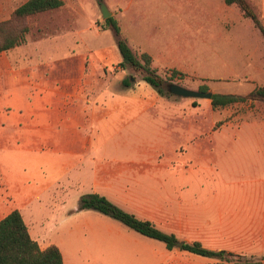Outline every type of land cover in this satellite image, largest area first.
Wrapping results in <instances>:
<instances>
[{"label":"crops","instance_id":"crops-1","mask_svg":"<svg viewBox=\"0 0 264 264\" xmlns=\"http://www.w3.org/2000/svg\"><path fill=\"white\" fill-rule=\"evenodd\" d=\"M61 1L50 11L74 12L60 28L0 53V220L18 210L39 247L56 245L63 264H182L181 247L79 210L82 196L98 193L179 243L235 225L264 255V118L228 122L214 154L215 133L203 138L208 121L191 98L161 96L144 81L122 86L129 71L98 14L104 4L131 49L159 71H207L222 56L216 65L227 80L255 73L249 90L225 93L238 95L264 84L253 21L224 0ZM257 10L264 26V0ZM106 149L123 154L107 158ZM217 169L227 174L214 177Z\"/></svg>","mask_w":264,"mask_h":264},{"label":"trees","instance_id":"trees-1","mask_svg":"<svg viewBox=\"0 0 264 264\" xmlns=\"http://www.w3.org/2000/svg\"><path fill=\"white\" fill-rule=\"evenodd\" d=\"M224 2L229 6H238L243 16L251 19L264 37V26L249 0H224ZM62 4L61 0H28L14 10L13 17L22 19L31 17L60 8ZM11 22L10 20L0 22V53L26 43L24 29L18 34H13L10 30ZM102 27L109 29L115 38L122 59L119 65L124 69H131L139 77L132 75L125 78L122 81L124 88L134 86L136 81H144L151 85L161 96H174L166 89V86L176 78L182 79L183 73L181 71L169 69L165 71V75L159 73L160 71L154 67L153 59L149 54L137 53L131 49L113 16L105 19ZM131 79L134 81L132 82ZM199 89L209 91L207 86H201ZM258 99L264 100V86H256L247 95L212 93L210 101L212 108L218 110L248 100ZM79 210L98 211L144 236L165 243L169 250L176 248L180 242L175 235L165 233L156 228L152 222L141 220L135 215L122 210L98 193H89L82 196ZM181 250L222 262H232L233 264H264V255L259 259L237 256L223 249L205 248L200 242H183ZM0 264H63V257L56 245L41 249L30 236L21 213L14 210L0 220Z\"/></svg>","mask_w":264,"mask_h":264},{"label":"rangeland","instance_id":"rangeland-1","mask_svg":"<svg viewBox=\"0 0 264 264\" xmlns=\"http://www.w3.org/2000/svg\"><path fill=\"white\" fill-rule=\"evenodd\" d=\"M23 1L24 0H0V22L9 21V20L12 21L10 24V30L12 31L13 34H18L24 29L23 33L25 32L24 34H25L26 42L29 40L31 41V40L39 39V37H41L45 32L46 27L50 29L51 28L55 29V27L60 28V25L57 22L61 19H66V17H68V14L74 12V9L72 8H65V9H58L55 11L43 12L23 19L14 18L13 17L14 10ZM249 2H251L252 6L254 7L256 13L259 16L257 10V0H249ZM230 15H234V13L231 12ZM98 18L101 20L100 21L101 23L99 22L100 25H102L104 23V18L102 17L100 12L98 14ZM53 24L55 27H53ZM215 27H218V24H215ZM66 42L72 44L71 40ZM216 43L219 44L218 47H220L221 43H223L221 39V33L215 34V44ZM263 43H264V37H263ZM76 49L83 50L82 48H76ZM263 50H264V44H263ZM117 52L120 58L121 55L118 49ZM217 59L221 60L222 56H219V58L215 56L211 58V60L207 64L209 68V70L207 71H202V72L181 71L183 73L182 79L176 78L172 81V83H177L181 86H184L192 90H200L199 88L201 86H207L209 91L213 93L215 92L244 93L247 90H249L250 88L249 83L251 85L254 84L253 76L255 75V73L252 72L244 73L238 71V73H235L234 77L230 78L229 80L224 78L223 72L219 71L218 70L219 66L216 65ZM112 64H116L115 61L111 63V65ZM127 69L129 71V77L132 75L138 77L131 69L129 68ZM167 70L169 69L165 68L159 73L165 75L166 74L165 71ZM256 73L259 76L261 72H256ZM133 81L134 80L132 79V82ZM260 86H264V84H261ZM249 93L250 92L242 95H247ZM169 97H173V96H169ZM191 99L193 105H196L197 107L199 114L198 116L199 121H201L202 119L204 120L206 119L208 121V126H205L206 129L208 127V133H206L203 136V138H205V136H207L210 133L211 130L209 128H211L212 131H214L215 133V141L213 142L214 146H212V150L214 151V154H216L217 151H220L219 148L221 147V144L223 142L221 141L222 135L220 133L222 128L228 122H233L235 124L234 125L235 127L239 126V124L245 121V118L249 113L255 115L258 114L259 116L264 118V100L262 99L248 100L246 102L234 104L232 106H228L218 110H214L212 108L210 99H205V98H191ZM200 141L201 140L199 139V143ZM101 154L102 156H107V158H110V156L112 155L120 156L121 154H123V152L120 151L112 152L111 150L106 149L102 151ZM217 162H213V163H217ZM215 172H214V177L220 176L219 174H222L224 176L227 174L223 169H217ZM247 236H249L247 233L238 231L237 226L235 225L215 224L214 232L212 234L208 232L207 235L203 233L200 243H202V245L210 244L212 247L211 248L209 247V249H213V250L223 249L237 256L254 258V259L261 258L263 255L259 254L258 252L260 250L255 248L254 239L247 238ZM174 255L176 257L177 256L182 257V264H233L232 262H222L220 260L213 258H205L201 260L197 256L184 251L182 252L175 251Z\"/></svg>","mask_w":264,"mask_h":264},{"label":"water","instance_id":"water-1","mask_svg":"<svg viewBox=\"0 0 264 264\" xmlns=\"http://www.w3.org/2000/svg\"><path fill=\"white\" fill-rule=\"evenodd\" d=\"M101 13L103 18H108L111 16V13L107 10L104 4H101ZM166 89L175 96L184 97V98H205L211 99L212 92L210 91H201V90H192L184 86H181L177 83H171L166 86ZM179 247L182 246V243L178 244Z\"/></svg>","mask_w":264,"mask_h":264}]
</instances>
